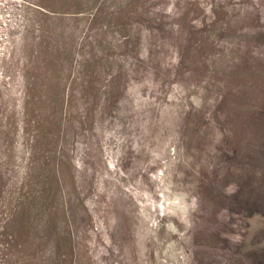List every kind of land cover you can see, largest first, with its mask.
<instances>
[{
	"label": "rangeland",
	"instance_id": "rangeland-1",
	"mask_svg": "<svg viewBox=\"0 0 264 264\" xmlns=\"http://www.w3.org/2000/svg\"><path fill=\"white\" fill-rule=\"evenodd\" d=\"M0 264H264V0H0Z\"/></svg>",
	"mask_w": 264,
	"mask_h": 264
}]
</instances>
